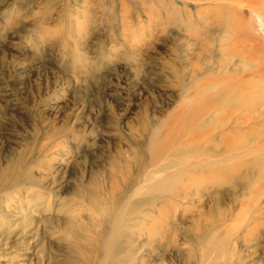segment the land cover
Listing matches in <instances>:
<instances>
[{"label":"rangeland","instance_id":"obj_1","mask_svg":"<svg viewBox=\"0 0 264 264\" xmlns=\"http://www.w3.org/2000/svg\"><path fill=\"white\" fill-rule=\"evenodd\" d=\"M0 166L35 179L0 264L65 205L91 249L80 184L121 197L122 260L264 264V0H0Z\"/></svg>","mask_w":264,"mask_h":264},{"label":"bare ground","instance_id":"obj_2","mask_svg":"<svg viewBox=\"0 0 264 264\" xmlns=\"http://www.w3.org/2000/svg\"><path fill=\"white\" fill-rule=\"evenodd\" d=\"M14 176V173H6L5 169L0 166V228L3 229V232L9 230L10 222L14 217L9 215V217L5 219V222H3L2 219L5 218L7 213L4 203L8 198H15L17 201L20 199L17 203L23 202V198L20 197L18 199V196L22 193L21 188L26 186L27 183L35 182V179L33 178L28 179L30 181H26V176L19 173L16 178ZM262 180H264V177ZM159 182L160 181L158 180L154 181V185H158ZM254 184L253 186H255ZM83 188L84 185L80 184L72 195L77 197V201L81 205L86 203L87 206L93 210V214L96 218L101 215V218L99 216L100 223L98 233L96 234L97 243L93 244L91 249L86 248L89 245H86L85 243L91 242L92 239H90V237L94 234L90 233L88 227L86 228L84 225L77 224V222H81V211H71L74 207L65 205L66 207L63 209L64 212L62 211V214L65 215L64 217L58 216L57 213L55 217L49 215V218L46 217V215H43L44 221L49 225L47 228L50 240L46 244L41 241L42 259L35 262L28 261V263L21 264H142V262L137 261L136 258L132 257L135 254L130 256L129 261L122 260L118 255L117 257L114 256L116 254L120 255L119 250L115 251V246L121 241L122 234H120V231L125 226V223L121 222L123 219V211L125 212V209H123L120 214H117L123 203L121 197H118V195L112 196V193H108V196L112 197V199L105 203L109 199L104 195L101 189L98 192L87 191L86 189V192L84 193L81 191ZM83 190H85V188ZM9 192L12 193L8 195ZM35 194L39 200L42 198L40 192L37 191ZM261 194H263V192L259 195ZM41 206H43L42 213H45L48 210V203L46 204L42 200L35 205V211ZM38 212L41 213V211ZM40 219L41 218H39L38 221H40ZM13 237H15V235H12V231L7 232L6 235L4 234L3 236H0V245H4L6 240ZM61 241L65 242V247L61 246L59 248V245L57 244H60ZM66 241H68L69 244H67ZM63 250H66L65 253L61 252ZM72 251L77 252L79 258H74L71 255ZM60 255L62 256V260L58 259V256ZM160 264H163L162 260Z\"/></svg>","mask_w":264,"mask_h":264}]
</instances>
